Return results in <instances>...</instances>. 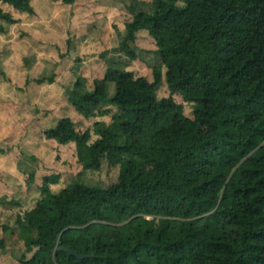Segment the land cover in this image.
<instances>
[{
	"label": "trees",
	"instance_id": "trees-1",
	"mask_svg": "<svg viewBox=\"0 0 264 264\" xmlns=\"http://www.w3.org/2000/svg\"><path fill=\"white\" fill-rule=\"evenodd\" d=\"M4 4L35 14L32 0H0L1 33L19 21ZM125 26L119 48L131 60L138 32L153 38L161 61L153 76L137 75L126 60L91 82L77 75L67 101L90 126L80 130L62 117L43 134L73 143L84 170H100L104 159L119 165L118 178L55 190L60 176H43V196L18 214L13 230L23 246L14 257L20 264H264V0H152L151 11ZM164 83L170 95L160 98ZM177 93L195 104L192 116ZM6 244L0 238L2 252Z\"/></svg>",
	"mask_w": 264,
	"mask_h": 264
},
{
	"label": "rangeland",
	"instance_id": "rangeland-1",
	"mask_svg": "<svg viewBox=\"0 0 264 264\" xmlns=\"http://www.w3.org/2000/svg\"><path fill=\"white\" fill-rule=\"evenodd\" d=\"M32 5L35 14L2 5L19 21L0 32V238L7 242V251L0 250V264H20L14 257L23 246L14 231L16 220L43 196V176H60L59 183L52 185L55 190L72 182L107 186L118 178L119 165L112 166L104 159L100 170H84L74 144L67 146L44 137L45 129L66 116L80 130L90 126L69 106L66 88L72 87L80 71L92 80L102 76L110 63L126 60L128 69L151 77L152 67L161 62L148 32H138L132 44L137 59H129L119 48L127 33L125 23L141 10L150 11L152 0H32ZM53 74L54 82L35 81ZM89 88L87 85L85 90ZM114 90L112 85L111 95ZM158 95H170L166 83ZM175 98L192 116L195 104L181 93ZM60 99L62 103L57 104ZM32 173L36 176L33 182Z\"/></svg>",
	"mask_w": 264,
	"mask_h": 264
},
{
	"label": "crops",
	"instance_id": "crops-1",
	"mask_svg": "<svg viewBox=\"0 0 264 264\" xmlns=\"http://www.w3.org/2000/svg\"><path fill=\"white\" fill-rule=\"evenodd\" d=\"M80 9V8H79ZM81 11H82V9H80ZM150 11L152 10V5H151V8L149 9ZM78 26V25H77ZM76 27V26H75ZM125 28H126V26H124ZM72 29H74V27L72 28ZM72 29H71V31H72ZM89 30V33L91 32L90 31V29H88ZM87 30V31H88ZM70 32V31H69ZM69 32H66L67 33V35L69 36ZM141 32H147L146 30H140L139 31V34H141ZM88 37H89V35H88ZM69 39V38H68ZM70 41V40H69ZM104 70H106L105 68H104ZM29 72V74H30V71H28ZM78 75H82V71H80L79 73H78ZM104 75V74H103ZM102 75V76H103ZM82 76H84V77H86L87 79H89V82H91L95 77H93V79L91 80V78L90 77H88L87 75H82ZM101 75H100V77H102ZM97 77H99V76H97ZM18 88L20 87V85H18L17 86ZM17 87H15L16 89H17ZM88 87H90V86H88ZM21 88H25V85H23V87H21ZM90 89V88H89ZM111 89H112V86H111V88H110V92H111ZM67 101V100H66ZM57 102V104H60L59 102H61L62 103V100L60 99V100H57L56 101ZM69 104V103H68ZM69 106H71V104H69ZM72 108H74L73 106H71ZM74 110H76V109H74ZM66 117H69V116H66ZM51 142H52V140H51ZM53 142H55L54 140H53ZM56 144V143H55ZM73 144V143H72ZM72 144H69L70 146L72 145ZM69 145H67V146H69Z\"/></svg>",
	"mask_w": 264,
	"mask_h": 264
},
{
	"label": "water",
	"instance_id": "water-1",
	"mask_svg": "<svg viewBox=\"0 0 264 264\" xmlns=\"http://www.w3.org/2000/svg\"><path fill=\"white\" fill-rule=\"evenodd\" d=\"M61 249H62V250H66V251H68L69 253H71V254H73V255H76V256H79V257H84V255H80V254H78L76 251H74V250H72V249H70V248L62 247Z\"/></svg>",
	"mask_w": 264,
	"mask_h": 264
}]
</instances>
